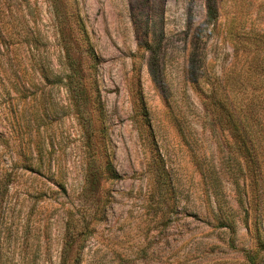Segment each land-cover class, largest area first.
<instances>
[{
  "label": "rangeland",
  "instance_id": "1",
  "mask_svg": "<svg viewBox=\"0 0 264 264\" xmlns=\"http://www.w3.org/2000/svg\"><path fill=\"white\" fill-rule=\"evenodd\" d=\"M229 26L264 0H0V264H264Z\"/></svg>",
  "mask_w": 264,
  "mask_h": 264
},
{
  "label": "trees",
  "instance_id": "2",
  "mask_svg": "<svg viewBox=\"0 0 264 264\" xmlns=\"http://www.w3.org/2000/svg\"><path fill=\"white\" fill-rule=\"evenodd\" d=\"M241 28L229 26L225 28L226 37L232 44L235 42L236 61L225 73L223 83L212 90V97L220 108L232 103L231 133L235 151H239L240 164L244 170L243 181L235 180L238 185L240 203L245 205L244 198H249L254 205L263 208L264 202V48L262 33L247 32L241 38ZM242 40V41H239ZM225 80V81H224ZM245 88L249 98L244 101L237 95L239 88ZM235 91L233 102L227 94ZM227 90H229L227 92ZM231 92V93H230ZM243 159V161H242ZM241 182V183H240ZM250 188V191L248 192ZM249 203V201H247ZM246 211L253 210L247 204ZM225 210L222 211L224 214Z\"/></svg>",
  "mask_w": 264,
  "mask_h": 264
}]
</instances>
